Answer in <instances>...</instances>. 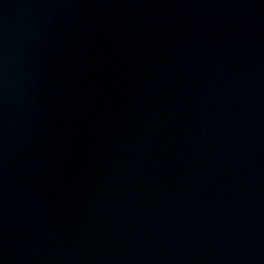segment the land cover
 I'll return each instance as SVG.
<instances>
[{
  "label": "water",
  "instance_id": "95a60500",
  "mask_svg": "<svg viewBox=\"0 0 264 264\" xmlns=\"http://www.w3.org/2000/svg\"><path fill=\"white\" fill-rule=\"evenodd\" d=\"M0 264H264V0H0Z\"/></svg>",
  "mask_w": 264,
  "mask_h": 264
}]
</instances>
